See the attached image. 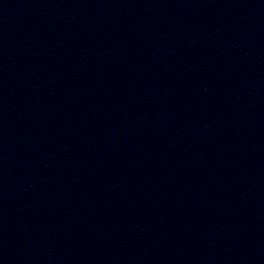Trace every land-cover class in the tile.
I'll return each mask as SVG.
<instances>
[{
  "label": "water",
  "instance_id": "obj_1",
  "mask_svg": "<svg viewBox=\"0 0 264 264\" xmlns=\"http://www.w3.org/2000/svg\"><path fill=\"white\" fill-rule=\"evenodd\" d=\"M0 264H264V0H0Z\"/></svg>",
  "mask_w": 264,
  "mask_h": 264
}]
</instances>
